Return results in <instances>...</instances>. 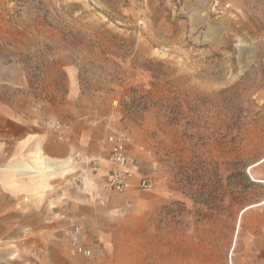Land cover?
<instances>
[{
  "label": "rangeland",
  "instance_id": "rangeland-1",
  "mask_svg": "<svg viewBox=\"0 0 264 264\" xmlns=\"http://www.w3.org/2000/svg\"><path fill=\"white\" fill-rule=\"evenodd\" d=\"M71 81L154 183L131 234L96 211L75 223L79 264H240L264 235V0H0V98L63 99ZM49 120L67 117L43 122L63 141Z\"/></svg>",
  "mask_w": 264,
  "mask_h": 264
},
{
  "label": "crops",
  "instance_id": "crops-1",
  "mask_svg": "<svg viewBox=\"0 0 264 264\" xmlns=\"http://www.w3.org/2000/svg\"><path fill=\"white\" fill-rule=\"evenodd\" d=\"M57 64L71 72L70 66ZM23 84L20 81L14 86ZM66 88L63 99L41 98L36 104V95L31 93L17 92L9 101L0 98V264H79L80 256L74 255L69 245L71 225L96 222L91 216L96 211L102 219L95 228L103 222L131 234V206L142 208L146 195L139 180L147 175L133 162L131 184L106 207L97 206L90 189L81 190L71 181L76 172L108 178L117 166L106 159L107 137L129 132L114 112L100 129L96 107L83 103L74 82ZM63 114L69 122L63 131L66 139L59 141L43 122L46 116ZM128 137L131 153V132ZM76 154L82 155L81 161L75 160ZM9 196L15 199V220L8 217ZM96 240L102 242L99 237ZM249 244L250 251L240 264H264V235Z\"/></svg>",
  "mask_w": 264,
  "mask_h": 264
},
{
  "label": "built area",
  "instance_id": "built-area-1",
  "mask_svg": "<svg viewBox=\"0 0 264 264\" xmlns=\"http://www.w3.org/2000/svg\"><path fill=\"white\" fill-rule=\"evenodd\" d=\"M46 126L49 130L57 133L58 139H66L63 134L66 125L61 121L49 120ZM128 139L127 132L113 133L107 137L108 151L106 159L117 166L108 178H91L87 172L83 174L76 172L72 175L71 181L81 190L90 189L93 192L94 199L101 205H107L114 195L124 193L135 176V172L131 167L133 160L127 149ZM74 158L81 161L82 155L76 154ZM153 185V180L147 176H143L139 180L140 188L151 189ZM83 234L82 226L73 224L69 233V242L75 251L90 256L91 250L86 248L82 242Z\"/></svg>",
  "mask_w": 264,
  "mask_h": 264
},
{
  "label": "bare ground",
  "instance_id": "bare-ground-1",
  "mask_svg": "<svg viewBox=\"0 0 264 264\" xmlns=\"http://www.w3.org/2000/svg\"><path fill=\"white\" fill-rule=\"evenodd\" d=\"M257 181H262V180H260V179H256Z\"/></svg>",
  "mask_w": 264,
  "mask_h": 264
}]
</instances>
